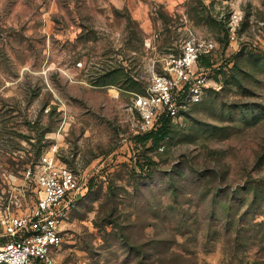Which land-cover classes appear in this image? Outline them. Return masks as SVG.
<instances>
[{
	"label": "rangeland",
	"instance_id": "obj_1",
	"mask_svg": "<svg viewBox=\"0 0 264 264\" xmlns=\"http://www.w3.org/2000/svg\"><path fill=\"white\" fill-rule=\"evenodd\" d=\"M185 39L207 91L153 148L128 105ZM52 151L83 186L57 264H264V0H0V201Z\"/></svg>",
	"mask_w": 264,
	"mask_h": 264
},
{
	"label": "built area",
	"instance_id": "obj_2",
	"mask_svg": "<svg viewBox=\"0 0 264 264\" xmlns=\"http://www.w3.org/2000/svg\"><path fill=\"white\" fill-rule=\"evenodd\" d=\"M240 20L238 12L232 13L228 22L231 42H237ZM217 47L213 39H185L179 53L166 57L167 71L154 73L144 93L135 94L128 105L135 115L136 134L156 129L162 120H173L203 100L209 67L200 62ZM40 165L38 199L33 206L24 209L12 198L0 201V264H57L65 223L83 197V186L77 172L54 151L46 153Z\"/></svg>",
	"mask_w": 264,
	"mask_h": 264
},
{
	"label": "trees",
	"instance_id": "obj_3",
	"mask_svg": "<svg viewBox=\"0 0 264 264\" xmlns=\"http://www.w3.org/2000/svg\"><path fill=\"white\" fill-rule=\"evenodd\" d=\"M205 57L202 58V60ZM201 60V62H202ZM204 64V63H203ZM210 61H206L204 64L205 67H210L211 66ZM110 75H116L117 77L119 75H124L121 69H116L110 73ZM114 82V79H111L107 82ZM137 83L134 81V84ZM108 84V83H106ZM171 124H172V119H164L162 120L161 124L156 128L151 131L145 132V133H139L136 134V140L140 143L146 144L147 142L151 143V146L153 148L159 147L160 144L170 135L171 133ZM92 186V184H91Z\"/></svg>",
	"mask_w": 264,
	"mask_h": 264
}]
</instances>
